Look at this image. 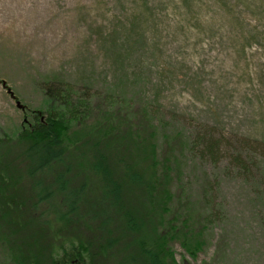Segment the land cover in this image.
I'll return each instance as SVG.
<instances>
[{
    "label": "rangeland",
    "instance_id": "1",
    "mask_svg": "<svg viewBox=\"0 0 264 264\" xmlns=\"http://www.w3.org/2000/svg\"><path fill=\"white\" fill-rule=\"evenodd\" d=\"M54 79L92 121L96 93L148 106L206 227L197 255L172 244L179 264H264V0H0L1 154ZM0 264H19L1 241Z\"/></svg>",
    "mask_w": 264,
    "mask_h": 264
},
{
    "label": "trees",
    "instance_id": "2",
    "mask_svg": "<svg viewBox=\"0 0 264 264\" xmlns=\"http://www.w3.org/2000/svg\"><path fill=\"white\" fill-rule=\"evenodd\" d=\"M62 82L0 153V241L19 264H179L175 242L197 255L206 227L173 190L148 106L96 93L92 121L91 96Z\"/></svg>",
    "mask_w": 264,
    "mask_h": 264
},
{
    "label": "water",
    "instance_id": "3",
    "mask_svg": "<svg viewBox=\"0 0 264 264\" xmlns=\"http://www.w3.org/2000/svg\"><path fill=\"white\" fill-rule=\"evenodd\" d=\"M18 105L21 107L20 103Z\"/></svg>",
    "mask_w": 264,
    "mask_h": 264
}]
</instances>
